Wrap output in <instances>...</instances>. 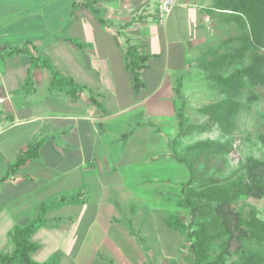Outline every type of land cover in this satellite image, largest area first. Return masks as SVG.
<instances>
[{
  "label": "crops",
  "instance_id": "crops-1",
  "mask_svg": "<svg viewBox=\"0 0 264 264\" xmlns=\"http://www.w3.org/2000/svg\"><path fill=\"white\" fill-rule=\"evenodd\" d=\"M216 2L180 0L160 24L157 0H0V254L14 253L16 227L65 197L79 201L50 208L31 236L38 264L185 263L181 245L178 257L165 248L174 234L183 236L166 225L170 216L159 219L158 207L132 201L170 190L178 204L181 185L150 177L143 164L115 161L134 151L137 136L155 149L165 145L160 118L175 104L179 79L183 91L225 26ZM130 46L147 58L137 92ZM23 48L82 87L80 98L73 102L69 87L55 89L53 72L34 66L31 55L8 53ZM37 141L39 157L13 171ZM170 154L177 161L173 146Z\"/></svg>",
  "mask_w": 264,
  "mask_h": 264
},
{
  "label": "trees",
  "instance_id": "trees-1",
  "mask_svg": "<svg viewBox=\"0 0 264 264\" xmlns=\"http://www.w3.org/2000/svg\"><path fill=\"white\" fill-rule=\"evenodd\" d=\"M216 6L220 11L219 22L229 25L228 33L230 29H235L238 35L226 40L227 45H235L233 51L220 53L221 46L216 47L210 52L213 57L201 65L204 71L210 73L208 79L221 88L220 93L225 98L198 111L230 133L234 127L233 118L241 109L238 97L242 89L247 83L264 86V0H217ZM8 53L31 55L34 66L42 65L53 72L55 89L69 87L71 100L74 102L80 98L82 87L53 71L47 60L34 56L28 48L13 49ZM126 58L137 92L143 85L141 77L147 58L133 46L128 48ZM183 79H179L176 87L177 97L184 102L174 107L178 133L171 144L177 161L185 165L189 172L188 180L181 184L178 204L189 212L190 219L184 223L178 217L170 216L166 225L186 237L191 259L184 264H264V218L255 208L246 217L233 208L235 203L249 198L264 199V158H243L239 153V147L245 141L242 137L224 144L201 141L179 152L182 138L203 129L193 124L186 112ZM92 101L95 99L92 98ZM259 139L264 146V135H260ZM42 144L43 141H37L31 146L17 161L13 171L37 159ZM226 156L240 163L241 169L229 178L206 177L204 173L214 167L224 169ZM202 165L206 171L201 170ZM78 201L63 197L51 204H43L36 219L26 226L15 228L12 234L15 251L13 254L1 253L0 264H38L31 258V254L38 250L31 236L45 225L46 212L50 208ZM245 238L254 241L257 249L247 248ZM232 257L238 260L229 262Z\"/></svg>",
  "mask_w": 264,
  "mask_h": 264
},
{
  "label": "rangeland",
  "instance_id": "rangeland-1",
  "mask_svg": "<svg viewBox=\"0 0 264 264\" xmlns=\"http://www.w3.org/2000/svg\"><path fill=\"white\" fill-rule=\"evenodd\" d=\"M228 26L229 25L223 26L220 35H215V41L209 45V51L207 50V53L203 54L201 57L198 56L189 76L187 77V85L182 91L186 103V112L189 115L191 122L200 125L203 129L182 138L178 145V151H183L187 147L201 141L224 144L231 142L236 137H242L245 139L239 147V153L242 157H253L262 160L264 158V146L259 139V136L264 135V86L250 85L247 83L246 87L242 89L241 94L238 97V101L241 103V109L233 118L234 127L230 133L223 131L219 125L212 123L208 116H205L198 111L199 108L215 104L225 98V96L220 93L221 88L208 79L210 73L204 71L201 65L213 57L210 52L216 47L221 46L219 49L220 53L233 51L235 45L230 43L227 45L226 40L230 37L237 36L238 32L235 29H230V32L228 33ZM183 102V100H180L177 97L173 108L170 109L167 107L165 113H163V116L160 118V126L163 130V140L165 145H161L162 147L159 145L160 147L155 149L153 143L147 136L134 137L132 139L135 147V149H133L134 151L130 153L131 149H127L126 153L122 157H119L115 163L143 164L150 177H157L159 180L164 179L166 182L169 181V183L174 186L186 182L189 178L188 169L185 165L179 164L175 161L173 158L174 156L170 154L172 144L170 145L167 143L178 133L174 107L181 106ZM225 158L227 159V164L222 170L214 167L213 169L206 171L205 167L202 165L201 170L206 171V173H204L205 176L229 178L237 170L241 169L240 163L231 161L229 156H226ZM162 166H164L163 170L157 169ZM121 172L127 175V173L130 174L132 171L124 169ZM156 194V191L153 192L150 190L147 196L146 194L143 197L133 195L132 201H136L137 204L143 206L148 205L150 207H158L159 219L160 217L162 218L163 215L165 218L168 216H176L184 223L189 222L190 214L186 209L178 206L176 193L170 190H159V198H157L158 195ZM162 197H164V202L162 201ZM142 199L144 200L143 204H141ZM150 207L147 210L150 211ZM233 208L236 211L241 212L245 217L249 214L252 208H255L260 216L264 218V199L249 198L235 203ZM58 222L59 221H57L56 224L53 222V225H59ZM142 227L143 225L140 223L138 224L137 220L133 219L132 229L134 231L139 232L142 230ZM164 228L166 232L169 230L166 226ZM174 236V238H171L172 241L166 242L165 248L176 255H179V253L182 252L180 257L183 259L185 255V261L191 259L188 250L189 244L186 241V237H181L178 233L174 234ZM245 241L247 243V248L253 247L257 249L254 241H248L247 238H245ZM179 245L182 246L181 252H178ZM100 254L102 253L100 252ZM237 260V257H232L229 259V262L232 263Z\"/></svg>",
  "mask_w": 264,
  "mask_h": 264
},
{
  "label": "built area",
  "instance_id": "built-area-1",
  "mask_svg": "<svg viewBox=\"0 0 264 264\" xmlns=\"http://www.w3.org/2000/svg\"><path fill=\"white\" fill-rule=\"evenodd\" d=\"M180 0H157L158 6V20L160 24H164L168 16L172 13V11L179 4ZM5 100L0 99V104H2ZM3 125L5 122L0 123V131L3 129Z\"/></svg>",
  "mask_w": 264,
  "mask_h": 264
}]
</instances>
